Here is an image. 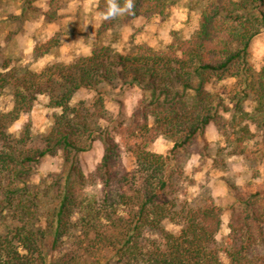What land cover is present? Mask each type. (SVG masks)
<instances>
[{"label":"trees","instance_id":"trees-1","mask_svg":"<svg viewBox=\"0 0 264 264\" xmlns=\"http://www.w3.org/2000/svg\"><path fill=\"white\" fill-rule=\"evenodd\" d=\"M165 1L133 0L134 13H124V20L165 17ZM107 3L97 6L99 14ZM47 16L57 17L52 11ZM117 17L105 19L100 31ZM262 32L264 0H205L193 35L166 48L141 44L122 54L95 46L88 56L39 71L18 61L3 64L0 96L11 91L14 104L0 109V264H224L216 244L224 208L171 197L167 157L151 146L164 137L180 149L210 123H223L203 84L206 74L235 78L230 89L236 103L253 92L264 113V64L256 76L249 64L252 40ZM59 45L56 35L37 51ZM116 82L146 92L128 121L109 130L104 93ZM81 91L95 93L90 106L78 98ZM42 94L55 110L49 130L11 133ZM240 132L236 150L246 153L250 131ZM98 139L103 155L91 182L77 157ZM59 151L67 172L34 183L32 166ZM232 190L238 205L224 253L231 264H264V182ZM167 222L178 230L166 228Z\"/></svg>","mask_w":264,"mask_h":264},{"label":"rangeland","instance_id":"rangeland-1","mask_svg":"<svg viewBox=\"0 0 264 264\" xmlns=\"http://www.w3.org/2000/svg\"><path fill=\"white\" fill-rule=\"evenodd\" d=\"M106 0H0V68L5 63L18 61L32 70L39 71L53 63H69L90 55L95 46H110L114 52L129 54L141 44L153 48H166L176 39L189 38L195 32L205 0H166L167 15L150 19L137 18L129 22L119 15L105 31H100L105 19L97 12V6ZM57 16L51 19L47 12ZM58 35L60 45L42 53L37 46ZM249 64L254 75L264 64V32L257 35L249 48ZM235 78L222 74H206L203 84L213 93L222 124L210 123L187 146L173 150L172 143L159 137L151 149L167 157L172 185L169 195L182 203L200 206L214 203L223 207L222 225L216 237L224 264H231L224 253L228 236V222L237 207L234 192L249 185L264 182V113L257 110L255 94L250 92L236 103L230 86ZM105 107L109 111V130L128 121L146 90L139 86L122 87L116 82L106 87ZM78 98L87 106L95 100V93L81 91ZM46 94L39 95L31 110L24 112L10 126L9 131L18 134L29 128L45 133L52 125L55 110L48 106ZM14 98L11 91L0 96V109L10 110ZM106 124V123H104ZM241 128L250 131L248 151L236 150V138ZM102 139L91 149L77 157V168L96 182L97 168L103 155ZM61 151L42 158L32 166L31 180L45 182L67 172ZM166 228L177 231L178 226L165 223ZM154 238L158 232L150 234ZM264 248V246H263Z\"/></svg>","mask_w":264,"mask_h":264},{"label":"clouds","instance_id":"clouds-1","mask_svg":"<svg viewBox=\"0 0 264 264\" xmlns=\"http://www.w3.org/2000/svg\"><path fill=\"white\" fill-rule=\"evenodd\" d=\"M127 13H134L133 0H124L123 4H118L116 0H108L105 11L102 13L103 19H112L116 16Z\"/></svg>","mask_w":264,"mask_h":264}]
</instances>
